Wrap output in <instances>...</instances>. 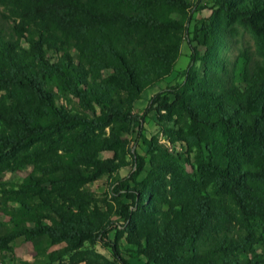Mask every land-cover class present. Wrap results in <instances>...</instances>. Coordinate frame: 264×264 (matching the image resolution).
I'll return each mask as SVG.
<instances>
[{
  "label": "trees",
  "instance_id": "trees-1",
  "mask_svg": "<svg viewBox=\"0 0 264 264\" xmlns=\"http://www.w3.org/2000/svg\"><path fill=\"white\" fill-rule=\"evenodd\" d=\"M209 1L210 17L189 33V0H0V164L31 168L3 212L34 246L65 244L20 264H55L98 242L119 259L83 187L115 176L127 156L137 188L126 189L124 234L144 264H264V0ZM235 24L255 35L261 59L246 48L225 57ZM183 42L182 82L134 112ZM148 113L169 144L197 150L194 174L157 136L141 137ZM140 139L149 169L136 183Z\"/></svg>",
  "mask_w": 264,
  "mask_h": 264
},
{
  "label": "rangeland",
  "instance_id": "rangeland-1",
  "mask_svg": "<svg viewBox=\"0 0 264 264\" xmlns=\"http://www.w3.org/2000/svg\"><path fill=\"white\" fill-rule=\"evenodd\" d=\"M192 7H202L201 10L194 9L188 16L189 22L185 24L186 30L189 33H196V29L202 22L208 20L211 15L209 0H189ZM199 3V4H198ZM230 44L225 49V57L231 61L244 48L249 49L254 57V60L261 59L258 47L256 45L255 35L246 27L235 24L230 28ZM200 53H203V48L199 47ZM190 49L188 45L183 42L180 48V54L174 64L173 71L166 78L150 85L141 94V98L134 103V112L142 114L147 106L149 99L156 93L182 82L181 73L186 68L189 62ZM109 72H104L103 75H108ZM1 130V127H0ZM158 137L159 141L167 144V147L174 155L180 158L181 166L189 174L196 172V156L197 150L195 148L189 150L188 147L179 141L172 144L167 142L158 126L156 117L152 113H148L144 118L142 124L141 137L151 139ZM126 143L131 146V137L125 136ZM138 156L144 159L143 171L136 178V183H141L149 169L147 147L142 143L141 139L135 143L132 148ZM111 153L104 152L99 154L101 159L108 158ZM127 165L121 168L112 178L104 177L98 181L86 184L83 189L92 195L93 200L91 205L103 213L108 218V223L105 229L106 243H116L119 259L116 258L111 249L100 242L95 245L84 244L80 251L84 253L79 256L71 257L67 255L57 260L55 264H85L90 261L92 264H144L145 259L136 253L135 248L128 246L124 234L125 221L123 219V210L130 205V199L126 189L137 188L135 182L128 179V175L134 171L133 162L131 158L126 157ZM3 164H0V264H20L22 261L28 262H43L46 254L53 251H59L65 247L64 243L49 245L45 238L37 242V247L31 242L27 241L23 236H18L14 232V222L11 217L3 212L16 207L12 202L8 201V192L17 191L26 175L31 171L30 167L21 169L17 172H3ZM119 179H124V183H119ZM6 204V205H5ZM31 227L30 224H27Z\"/></svg>",
  "mask_w": 264,
  "mask_h": 264
}]
</instances>
